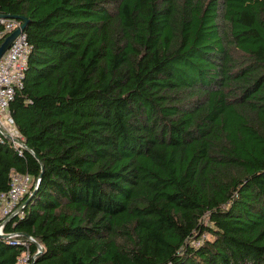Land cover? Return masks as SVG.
<instances>
[{
  "label": "trees",
  "instance_id": "trees-1",
  "mask_svg": "<svg viewBox=\"0 0 264 264\" xmlns=\"http://www.w3.org/2000/svg\"><path fill=\"white\" fill-rule=\"evenodd\" d=\"M0 13L28 19L33 47L10 103L27 147L0 132V195L13 171L40 180L5 225L43 246L34 264H264V0ZM24 250L0 236V264Z\"/></svg>",
  "mask_w": 264,
  "mask_h": 264
},
{
  "label": "built area",
  "instance_id": "built-area-1",
  "mask_svg": "<svg viewBox=\"0 0 264 264\" xmlns=\"http://www.w3.org/2000/svg\"><path fill=\"white\" fill-rule=\"evenodd\" d=\"M16 18L0 17V40H4L9 34L21 26ZM32 45L25 31L13 42L12 46L0 59V132L4 138L12 141L14 147L22 152L25 148L16 139L23 141V137L16 126V121L10 111V103L16 93L23 88L28 61L32 51ZM10 136V138L8 137ZM39 179L34 182L29 173L13 171L11 173V186L0 195V236L11 245L25 247L18 264H34L36 254H31L30 243L34 238L21 237L19 233L5 232V225L12 217L22 210V201L27 194H31L32 188H37Z\"/></svg>",
  "mask_w": 264,
  "mask_h": 264
},
{
  "label": "water",
  "instance_id": "water-1",
  "mask_svg": "<svg viewBox=\"0 0 264 264\" xmlns=\"http://www.w3.org/2000/svg\"><path fill=\"white\" fill-rule=\"evenodd\" d=\"M0 17L3 18H18L21 19L23 22L21 24V26L19 28H17L16 30H14L11 34H9L1 43L0 45V59L2 58V56L8 51V49L12 46L14 40L20 35L22 34L23 31H25V28L27 26L28 23V19L24 16H15V15H7V14H1L0 13ZM10 138V136H8ZM17 142L21 143L24 147H27V145L20 139H16ZM40 181V180H39ZM39 184V182H38ZM34 193H32L29 198L27 199V201H24L22 203V207L25 206L28 201L32 198ZM36 244L39 246L40 250L43 251V246L36 242ZM40 251V252H41Z\"/></svg>",
  "mask_w": 264,
  "mask_h": 264
}]
</instances>
